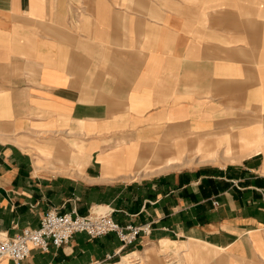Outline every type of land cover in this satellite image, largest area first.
I'll return each mask as SVG.
<instances>
[{"label":"crops","instance_id":"crops-1","mask_svg":"<svg viewBox=\"0 0 264 264\" xmlns=\"http://www.w3.org/2000/svg\"><path fill=\"white\" fill-rule=\"evenodd\" d=\"M50 209L150 229L23 264H264V0H0V233Z\"/></svg>","mask_w":264,"mask_h":264},{"label":"built area","instance_id":"built-area-1","mask_svg":"<svg viewBox=\"0 0 264 264\" xmlns=\"http://www.w3.org/2000/svg\"><path fill=\"white\" fill-rule=\"evenodd\" d=\"M148 229L149 225L123 227L109 213L80 216L77 213L63 214L57 209H50L44 214L41 226L37 229L26 228L14 237L0 233V261L9 258L14 264H23L32 249L47 251L50 245L61 247L68 244L77 233H86L91 238L115 233L124 245H131L140 233H148ZM136 261L139 259H130L129 263Z\"/></svg>","mask_w":264,"mask_h":264}]
</instances>
